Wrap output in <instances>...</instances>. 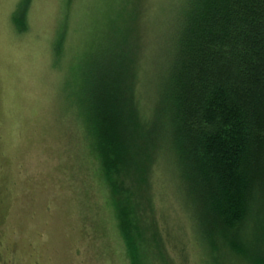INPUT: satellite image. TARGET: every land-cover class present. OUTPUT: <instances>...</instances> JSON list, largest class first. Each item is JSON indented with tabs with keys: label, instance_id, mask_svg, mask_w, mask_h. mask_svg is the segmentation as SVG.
<instances>
[{
	"label": "rangeland",
	"instance_id": "obj_1",
	"mask_svg": "<svg viewBox=\"0 0 264 264\" xmlns=\"http://www.w3.org/2000/svg\"><path fill=\"white\" fill-rule=\"evenodd\" d=\"M180 1L0 0V264H130L82 115L96 70L135 61L145 84L154 75ZM156 167L139 220L164 238L167 264H212L184 193ZM248 236L264 243L259 214Z\"/></svg>",
	"mask_w": 264,
	"mask_h": 264
},
{
	"label": "trees",
	"instance_id": "obj_2",
	"mask_svg": "<svg viewBox=\"0 0 264 264\" xmlns=\"http://www.w3.org/2000/svg\"><path fill=\"white\" fill-rule=\"evenodd\" d=\"M180 3L154 75L145 84L135 61L93 71L83 122L130 264L168 263L164 238L138 218L158 164L184 193L212 264H264V243L248 236L254 214L264 220V0Z\"/></svg>",
	"mask_w": 264,
	"mask_h": 264
}]
</instances>
